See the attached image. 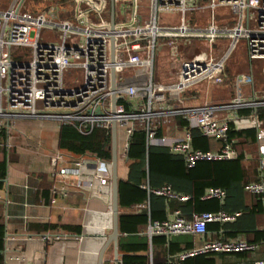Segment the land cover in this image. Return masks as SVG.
I'll use <instances>...</instances> for the list:
<instances>
[{"label":"built area","instance_id":"built-area-1","mask_svg":"<svg viewBox=\"0 0 264 264\" xmlns=\"http://www.w3.org/2000/svg\"><path fill=\"white\" fill-rule=\"evenodd\" d=\"M90 1L99 8L102 6V0ZM144 1L135 0L131 23L117 25L114 29L108 25H95L84 16L77 15L76 10L71 16L52 18L44 10L23 9L17 0L0 8V127H6L9 132L16 118L34 116L72 123L84 133H89L99 125L111 135L116 120L118 127L126 129L128 138L137 125L144 126L148 144L169 147L172 153L182 155L191 167L204 159L236 158L240 153L229 137L230 122L218 115L221 105L210 102L189 104L186 89L199 81L207 84L222 82L227 72L225 63L230 55L229 44H235L240 37L247 39L251 59H264V0H208L211 17L205 25L188 23L186 18L187 9L201 0H147V8L144 7ZM172 8L182 11L181 22L176 25L160 24L158 10ZM221 11L223 16L219 17ZM112 35L116 36L115 61H112L111 56ZM224 37L229 38L228 44L216 48L217 39ZM162 38H169L171 42L177 41L179 44V76L175 82L168 84L158 83L153 77L156 47ZM194 39L198 46L208 44L207 55L198 53L188 56L194 47L186 46V43ZM130 65H149L152 69L149 81L142 84L125 83L121 73ZM113 66L116 69L115 91L119 95L115 113H112L111 101ZM235 75L238 84L248 82L254 85L252 73L237 71ZM169 89L177 93L173 95L175 104L169 110L182 113L188 122L183 136L172 140L158 134V128L151 122L152 116L162 110L156 111L155 104L168 100ZM140 96L143 97L141 102L138 101ZM256 103L255 96L252 100L238 96L228 105ZM98 107L105 114L98 112ZM253 123L257 127L261 178L247 181L245 189L264 196V126L258 118ZM192 127L199 128L205 136L222 140L223 143L216 149L195 147ZM2 145L11 146L10 139H4ZM67 158L61 149H57L52 156L54 174L59 181H63L62 185H53L54 192L68 193L63 178L67 173H77L75 177H80L79 168L85 163L84 159L74 160L76 166L69 167L65 164ZM85 164L92 165L89 162ZM110 164V158L97 156L94 177L87 180L86 185L94 186L96 180L102 185L108 184ZM81 182L79 179L78 183ZM148 188L169 199L186 200L191 197V194L175 190L170 183ZM227 196L226 188L215 185L208 186L202 195L203 198H218L221 204H224ZM137 206L149 207V201L138 203ZM241 214V210L227 211L222 207L194 211L191 215L175 209L169 211L164 219H150L144 233L149 238L154 235L169 238L181 233H192L200 238L199 243L179 251L175 259H168L161 264H184L186 258L201 253L254 252L259 248V242L244 237H205L208 223L234 221ZM256 264H264V258Z\"/></svg>","mask_w":264,"mask_h":264},{"label":"crops","instance_id":"crops-1","mask_svg":"<svg viewBox=\"0 0 264 264\" xmlns=\"http://www.w3.org/2000/svg\"><path fill=\"white\" fill-rule=\"evenodd\" d=\"M12 0L11 2H13ZM71 1L70 8H60L58 4L51 5L44 9L47 16L50 17H66L71 16L74 10L77 9L78 2ZM10 2V3H11ZM28 0H24L22 8L33 11H41L33 9L27 4ZM9 3V4H10ZM20 0H17V4ZM144 7H148V1L143 2ZM5 8V7H3ZM179 10L178 8L160 9V11ZM194 14L188 23L195 25H205L210 19V8L208 0H201L198 4H193L191 8ZM182 12V11H181ZM226 13V12H225ZM229 13H226L228 16ZM63 15V16H62ZM223 16L222 11L218 14ZM203 18L201 23L194 22L196 18ZM231 17V16H229ZM187 18V17H186ZM191 20V21H190ZM158 22L162 25H176L177 23ZM220 23L221 19H220ZM125 25V24H124ZM193 39V38H192ZM228 38H218L215 42L216 48H221L227 45ZM219 42V44H217ZM197 41L189 40L188 46H193L197 50L195 54H208L207 45L205 43L197 45ZM177 41L171 42L169 38H162L156 47L155 61L153 70L160 66V73L154 75V81L158 83L168 84L175 82L179 76L178 62V46ZM247 56H243L242 69L245 72H250L254 75V85L244 82L238 84L236 75L225 74V79L217 84H207L205 81H199L186 89V94L189 104H198L210 102L220 104L218 115L220 118H226L235 128L255 127L256 142L240 143L238 138H231L234 145L239 150L245 149L246 160L245 167L247 169V181L258 180L261 178L260 163H259V146L257 139V127L254 125L256 118L262 121L264 126V80L258 82L256 72L259 71L264 79V66L256 71L253 60L250 58L247 44L245 46ZM219 52V51H218ZM188 52V56H193ZM226 60V69L229 68V58ZM145 56V55H144ZM169 63L170 72H163L166 64H162L163 60ZM262 60L263 59H260ZM151 67L149 65H130L122 73L125 83H146L150 77L148 72ZM237 70V69H236ZM156 77V78H155ZM176 91L169 89L167 91L168 100L155 104L157 111L151 118L152 125L158 128V134L166 135L170 140L182 137L187 128V119L182 113L172 112L169 107L173 106ZM238 96L253 99L257 98L256 104L249 105H228ZM143 98V97H142ZM141 96L138 101L141 102ZM144 100V99H143ZM228 106V107H226ZM159 107V108H158ZM61 123L57 119L25 116L18 117L14 120L11 129L8 132L11 146L6 147L8 158V173L4 178V187L0 190V222L5 225L4 237V264H98L100 252L107 242L109 235L114 228V211H113V187H112V163L110 164V181L106 185L100 184L97 180L94 186L86 185L87 180L93 179L96 158L103 156L98 150L88 149L83 153H76L73 149L61 145L60 129ZM104 128V127H103ZM106 129V128H105ZM111 134V133H110ZM108 135L106 143L111 142V135ZM118 172L120 178H126L128 175V159L127 146L129 138L124 127H118ZM110 139V141H109ZM210 149L219 148L222 140L210 138ZM4 139L0 138V158L3 157L5 147L2 145ZM125 140V141H124ZM124 145L122 146V142ZM123 147V149H122ZM169 148V147H168ZM57 149L63 150L68 161H65L69 167H75L76 159H84V162L92 165L83 164L79 168V179L82 182L79 184L75 174L69 172L63 178L68 189L67 194L62 192H54L52 187L54 184L62 185V180L56 178L55 166L52 156ZM121 150L125 155V161L120 158ZM258 152V154L256 153ZM257 155V165L250 171V158ZM106 157V156H105ZM111 159V157H110ZM85 183V184H84ZM53 199H56L53 201ZM149 201V200H145ZM264 203V196L249 192L245 189V203L249 207H257L259 203ZM221 203V202H220ZM138 203L131 206L119 208L121 212H141L149 207H138ZM171 211V210H170ZM169 214V212H168ZM168 216V215H167ZM149 222V221H148ZM147 223L139 228V233L148 237L149 241V264H161L166 260L175 259L176 254L184 249H187L186 243L182 242L180 249L172 252L168 249V241L160 244V241L153 243V236L149 238L144 230ZM57 224L55 228L42 229L45 224ZM215 221L213 226L208 229L205 237L212 238H229V237H244L251 241L259 242V248L252 251H241L234 253L213 252L204 254L206 258H213L214 264H256L261 258H264V208L256 213L254 228L260 230L239 232L236 235L230 234V228L225 227V222ZM74 227H66L65 225ZM120 226V221H119ZM120 229V235H123ZM182 234V233H181ZM188 234V233H183ZM190 234V233H189ZM48 235V237H45ZM193 246L201 240L195 234L191 233ZM178 237L177 234L170 238ZM169 239V238H168ZM177 245V244H175ZM189 248V247H188ZM119 249V240H118ZM156 256V259L154 257ZM122 254L119 251V264H122ZM115 245L112 241L105 249L103 256V264H115Z\"/></svg>","mask_w":264,"mask_h":264},{"label":"trees","instance_id":"trees-1","mask_svg":"<svg viewBox=\"0 0 264 264\" xmlns=\"http://www.w3.org/2000/svg\"><path fill=\"white\" fill-rule=\"evenodd\" d=\"M106 131L107 129L97 125L89 133H84L72 123H63L60 129L61 145L73 149L76 153H83L88 149L98 150L101 155L110 158L112 152L109 143H106L108 138ZM191 133L195 147L210 149V137L205 136L197 127H192ZM7 136L6 127L1 126L0 138L6 139ZM229 137L230 139L238 138L240 143H255L256 128L238 129L230 124ZM245 151V149L239 150L240 154L236 158L204 159L191 167L182 155L172 153L167 146L148 144L146 128L137 125L129 137V170L127 177L120 178L119 181V201L121 207H126L149 200V208L141 212H121L119 215L120 229L125 233L119 238L122 264H149L148 237L141 235L139 228L150 219L166 218L170 210L180 209L186 215H191L194 211L217 210L221 207L227 211L241 210L242 214L236 220L223 223L226 224L225 227L230 228V234L236 235L245 231L259 232L260 230L253 225L256 213L264 208V203L261 201L262 203H259L257 207H249L245 203V183L247 182L245 157L248 154ZM8 163L5 147L4 155L0 158V190L5 185L4 178L8 173ZM164 183H170L175 190L191 194V197L186 200L169 199L148 188L159 187ZM212 185L227 189L228 196L224 204H221L218 198L202 197L206 188ZM214 222L208 223V229ZM56 226L57 224L53 223L45 224L42 229ZM65 226L74 227L68 224ZM177 235L178 237H169V239L165 235H155L153 243L160 241V244H163L168 241L170 252L180 249L179 244L182 242L186 243V248L193 246L191 233ZM4 237L5 225L0 222V264H4L5 258ZM204 254L208 253L190 256L185 259L184 264H214V259L206 258ZM154 257L156 259L155 254Z\"/></svg>","mask_w":264,"mask_h":264},{"label":"water","instance_id":"water-1","mask_svg":"<svg viewBox=\"0 0 264 264\" xmlns=\"http://www.w3.org/2000/svg\"><path fill=\"white\" fill-rule=\"evenodd\" d=\"M24 0H20L19 6L22 5ZM135 12V0H102V6L99 8L90 0H78L76 13L79 16H84L85 19L95 25H108L114 29L117 25H124L131 23L134 18ZM111 48H112V61L116 60V36H111ZM116 69L112 67V113L116 111V105L118 102L119 95L116 93ZM97 111L101 114H105V111L101 107L97 108ZM118 126L116 120H114L111 130V142L109 148L112 152L111 163H112V187H113V211H114V228L112 233L109 235L107 242L104 244L98 264H103V256L106 247L113 241L115 245V264H119V249L118 240L120 235L119 226V172H118ZM127 158H129V144L127 146ZM6 180V178H5Z\"/></svg>","mask_w":264,"mask_h":264},{"label":"rangeland","instance_id":"rangeland-1","mask_svg":"<svg viewBox=\"0 0 264 264\" xmlns=\"http://www.w3.org/2000/svg\"><path fill=\"white\" fill-rule=\"evenodd\" d=\"M11 1L12 0H0V8L6 7L7 5H9V3ZM27 4H29V7H32L33 9H39V10H44L46 8H49L51 5H54V4H58L60 6V8H64V9L71 7V1L70 0H28ZM192 11L193 10H191L189 8L187 9V12H186L187 19H190L194 15V14H192ZM253 13H254V11L251 12L252 15H253ZM182 16H183L182 12L179 10H168V11L161 10L160 14L158 15V18H159L160 22H164V23H177V22L180 23L182 20ZM202 20H203V18L199 17V18H196L194 20V22L201 23ZM228 41L226 42L227 44H228ZM217 44H219V42H217ZM246 44H247V39L245 37H240L236 41L235 44H233L232 42L229 44V47L231 46L229 52L233 53L231 55V57L229 58V61H228L229 68H227V71H228L229 76L234 74L235 71H244L242 69V66H243L242 60H243L244 55L247 56V52H246V48H245ZM186 46H188V43H186ZM190 52L192 54H195L197 52V50H191ZM162 64H166L163 72L169 73L170 70H169V67H167L169 65V63L166 61V59L163 60ZM253 64H254V67H256V71H257L258 68H260L261 66L262 67L264 66V59L262 61V60H259V58H256L253 60ZM160 69H161V67L157 66V64H156V67L153 70L154 75L157 73V76H158L160 73ZM151 70L152 69H150V71L148 72L149 77L151 76ZM78 71H81V70L78 69ZM256 76H257L258 82L260 84V80H264L262 78L261 72L257 71ZM124 141L122 142V146L124 145ZM122 149H123V147H122ZM124 157H125V155L123 154V151L121 150L120 158H121L122 162H124L126 159ZM257 159H258L257 155H253L250 158V160H251L250 171H252L254 169L253 166L256 167Z\"/></svg>","mask_w":264,"mask_h":264},{"label":"bare ground","instance_id":"bare-ground-1","mask_svg":"<svg viewBox=\"0 0 264 264\" xmlns=\"http://www.w3.org/2000/svg\"><path fill=\"white\" fill-rule=\"evenodd\" d=\"M226 107H228V106H226Z\"/></svg>","mask_w":264,"mask_h":264}]
</instances>
